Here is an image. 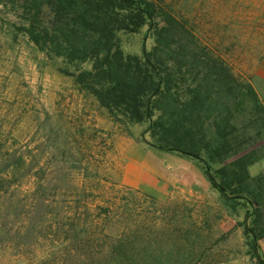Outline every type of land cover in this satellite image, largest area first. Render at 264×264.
Instances as JSON below:
<instances>
[{
  "label": "rangeland",
  "instance_id": "374dc122",
  "mask_svg": "<svg viewBox=\"0 0 264 264\" xmlns=\"http://www.w3.org/2000/svg\"><path fill=\"white\" fill-rule=\"evenodd\" d=\"M151 1L175 18L184 41L251 83L264 107V0ZM21 22L0 0V264H130L144 252L171 254V264H261L238 222L215 244L222 235L203 230L209 242L178 260L189 216L206 217L200 203L120 179L121 152L154 147L149 123L112 117L63 71L61 57L18 29ZM118 38L125 53L139 55L156 42L148 25ZM233 108L240 139L264 154V114L248 103ZM118 239H128L130 260L114 248Z\"/></svg>",
  "mask_w": 264,
  "mask_h": 264
},
{
  "label": "trees",
  "instance_id": "16d2710c",
  "mask_svg": "<svg viewBox=\"0 0 264 264\" xmlns=\"http://www.w3.org/2000/svg\"><path fill=\"white\" fill-rule=\"evenodd\" d=\"M4 2L15 7L22 21L18 29L48 56L61 57L63 71L112 117L129 125L148 122V143L197 159L225 204L249 206L237 225L244 227L247 244L264 264L259 251L264 237V173L251 176L248 170L264 154L240 139L233 108L248 103L264 114L251 83L235 76L222 59L209 57L205 47L184 41L175 18L151 0ZM157 19L165 24L160 26ZM145 25L153 31L154 46L142 55L125 53L118 33L138 32ZM214 163L220 165L212 169ZM189 218L182 229L185 235L178 237L184 248L177 251L181 262L209 242L202 229L206 217ZM127 240L118 239L114 248L130 260ZM170 256L144 252L140 261L130 264H171Z\"/></svg>",
  "mask_w": 264,
  "mask_h": 264
},
{
  "label": "crops",
  "instance_id": "0c3cea01",
  "mask_svg": "<svg viewBox=\"0 0 264 264\" xmlns=\"http://www.w3.org/2000/svg\"><path fill=\"white\" fill-rule=\"evenodd\" d=\"M121 154L126 159L121 182L158 196L177 193L199 202L206 215L202 228L207 235L218 237L244 220L249 206L231 207L225 204L221 192L212 185L197 159L155 146L143 153L132 150ZM248 170L251 176L263 174L264 156L249 165ZM259 251L264 252V237L259 240Z\"/></svg>",
  "mask_w": 264,
  "mask_h": 264
}]
</instances>
